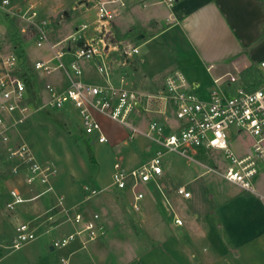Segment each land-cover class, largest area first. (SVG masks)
<instances>
[{"label": "built area", "instance_id": "1", "mask_svg": "<svg viewBox=\"0 0 264 264\" xmlns=\"http://www.w3.org/2000/svg\"><path fill=\"white\" fill-rule=\"evenodd\" d=\"M129 0H97V18L93 23H81L73 33L57 41L51 39V21L40 16L33 3L20 7L11 0H0V14L8 18H19L26 24L21 33L34 28V41L37 47H48V58H40L30 67L34 74L48 76L57 70L64 72L67 86L56 88L51 83L43 86L46 95L42 94L38 102L31 99L28 83L21 76L23 57L19 52L18 43L7 45V32L0 23V152L13 161L15 176L23 175L26 184L39 186L41 191L27 198L21 190L14 186L9 189V200L5 207L13 212L28 201L54 192L53 179L58 169L51 162H41L32 147L26 142L14 146L13 133L28 119L41 109L57 111L77 110L82 132L94 137V142L106 143L108 136L103 130L98 115L113 122L120 123L128 129L126 143L133 142L137 136L148 138L154 149L152 155L141 165L127 168L118 157L114 164L112 182L108 187L84 186L86 200L107 192L110 187L120 191H129L132 195V208L136 212L142 209L141 202L146 198V187L150 183L157 185L167 203L170 202L164 193L162 179L165 176L167 156L178 154L197 168L202 167L201 174L214 173L227 181L239 185L242 189L255 191L254 179L264 170V61L259 64L261 80L255 88L244 85L228 90L225 86L233 85L239 78L231 73L215 78L210 90L199 92L180 69L170 72L164 81V87L158 92H148L128 86V71H122L120 86L113 83L109 52L111 46L107 38L111 36L109 26L113 10L110 5L125 8ZM178 0H138L142 8L150 3L173 7ZM94 27L99 37L88 38L87 33ZM9 29V27H8ZM14 39V38H13ZM15 40V39H14ZM16 41V40H15ZM123 56L122 66L128 67L130 59L141 53L140 47L133 42L122 40L113 47ZM71 55L70 62L65 57ZM95 61L103 83H92L84 79L83 62ZM109 61V62H108ZM170 106L180 121L178 127L166 132L165 125L151 119L146 127H141L133 120L134 116H147V113ZM231 131L245 133L253 138L252 148L244 155L235 152L230 142ZM202 149L220 150L229 166L225 169L207 164L199 160ZM176 193L185 199H192L193 193L186 185L176 187ZM4 192L0 184V196ZM58 203L46 211L52 224L57 213H63L64 222L69 223L73 230L54 240V249L70 245L80 240L82 246L107 235L108 228L100 213L87 216L82 211L68 209L64 204V196L56 195ZM54 211V212H53ZM178 225L183 220L176 217ZM59 223L52 226L57 227ZM50 231V230H48ZM37 227L31 222H22L14 226L13 232L5 240H0V251L3 249H19L23 245L38 238ZM68 264L67 258L61 259Z\"/></svg>", "mask_w": 264, "mask_h": 264}, {"label": "crops", "instance_id": "2", "mask_svg": "<svg viewBox=\"0 0 264 264\" xmlns=\"http://www.w3.org/2000/svg\"><path fill=\"white\" fill-rule=\"evenodd\" d=\"M137 1L129 0L125 8L117 5L118 8L115 11L112 9L114 12L109 22L111 36L114 35L115 30L126 31L123 38L117 39L118 43L122 40L132 42L130 36L136 33L139 43L134 44L138 45L141 51L139 55L130 59L129 66L125 67L121 64L123 56L118 50L113 49L115 45H111L109 61L112 68L111 77L115 85H121L120 76L122 71L126 70L129 74L128 86L156 93L164 87L165 77L175 69L182 70L191 84L203 94L210 90L215 78L228 73L239 78L238 82L233 85L225 86L228 90H234L239 85L248 88H255L259 85V80H261L259 64L264 61V9L257 0H178L173 7L150 3L146 7L147 18H144V21H135L132 19L136 15L133 11L135 7H141ZM29 3L36 6L43 18L49 19L52 12L56 11L55 6L48 7L41 0H23L19 5L25 8ZM88 3L86 10L78 8V14L87 15L93 7L97 10V0H88ZM87 16H90V13ZM69 20L67 19L57 28H53L51 23V30H58L59 34L55 32L51 35L52 41L64 37L60 32L69 30L70 27H65ZM73 25L76 29L79 24L73 23ZM141 25L147 28V34ZM156 41L164 49L162 62L170 69L160 85L148 82L146 52L143 49L146 44L150 46ZM148 53L147 49V55ZM68 56L71 55L66 57ZM48 57L47 47L34 58V62L40 58ZM96 66L95 61L83 62L84 79L92 83H103L101 75L99 77L92 75V71L97 69ZM250 67L257 70L260 78L244 76L245 71ZM35 76L36 88L38 87L37 100L32 96V84L28 83L29 93L34 102H38L42 94L46 95L43 90L46 83H51L60 90L67 86L66 77L61 70L48 76L36 74ZM154 108V111L147 113V116L138 117L135 115L134 122L141 127H146L151 119L158 120L165 125L166 132H171L178 127L180 121L170 106L162 108V110H159L158 107ZM72 110L73 108L70 112L68 110L54 112L66 115ZM98 118L109 139L108 142L101 144L109 145V148L114 150L118 156L126 149L129 155L119 158L127 168L141 165L152 155L154 145L144 135H139L133 142L126 143L128 135L126 127L120 125L121 133L111 137L102 118L109 119L101 115H98ZM84 137L89 144L99 143L93 141L94 137L85 134ZM236 141L238 144L232 146ZM230 142L237 154L244 155L251 150L253 138L245 133L231 131ZM175 157L184 158L178 154L168 155L165 176L162 179L164 193L170 205L162 192L158 190L172 210L173 205L167 193L170 190L174 193L178 203L198 201L197 213L181 216L175 211L174 215H169L167 218L164 215L157 218L147 216V236L142 240L131 238L128 233L120 231L118 227L110 229L107 225V235L88 243L85 247L82 246L79 239L72 242L71 244H74L67 257L68 264H264V187L254 185L255 191H248L226 179L221 182L224 183L223 186L194 185L192 187V184L205 174H201L202 167L197 168L186 158H184L186 162L194 165L195 170L193 171L196 172V176L184 183H175L173 170L170 168ZM198 158L207 164L223 169L229 166L220 150L202 149ZM261 173H264V170L259 174ZM183 175L187 176L188 173L181 174V177ZM180 185H186L192 191V199H185L176 193V187ZM208 186L209 189H207ZM109 191L127 194L130 197V207L134 211L132 195L129 191H120L114 187H110ZM54 195L56 197L57 194L54 193ZM146 198L154 200L151 193H147ZM154 201L156 202V200ZM53 202V200L50 201L49 208L52 204L54 205ZM40 204V206H46L44 203ZM145 206L146 204L142 201L140 212ZM22 210L23 207L20 213ZM200 210L203 213H200ZM82 212L87 216L90 215L86 211L82 210ZM134 212L136 213V211ZM176 217L183 220L182 225L175 222ZM55 218L59 221L57 227L64 230L62 235L70 232L72 227L69 225L67 229L68 224L64 222V216L61 213H57ZM51 225L52 223L47 222L43 226V233H46L45 229L47 227L49 229ZM57 227L53 229H57ZM50 247L51 250H54L52 245ZM122 258L124 259L122 260Z\"/></svg>", "mask_w": 264, "mask_h": 264}, {"label": "rangeland", "instance_id": "3", "mask_svg": "<svg viewBox=\"0 0 264 264\" xmlns=\"http://www.w3.org/2000/svg\"><path fill=\"white\" fill-rule=\"evenodd\" d=\"M11 1L16 4L20 2V0ZM41 1L48 7H56V11L52 12V14L50 13L52 16L49 17L53 28H57L67 19H70L65 25L67 28L70 27L69 30L60 32L64 37H67L75 31L73 23H90L97 17V10L94 9V7L89 10L90 16H87L89 13L87 15L78 14L79 9L86 10L87 8V4L80 2L82 0ZM109 7L114 11L118 8L117 5H110ZM133 12L136 13V15L132 17L135 21H144V18H147L148 10L146 8L135 7ZM0 23L7 27V39H9L7 45H9V49L12 48L13 42L15 44L18 43L13 39L12 34L14 32H17L24 39L23 49L28 55V66L33 67L34 58H36L42 50L36 46L34 41L36 30L34 28H29L27 33H21V30L26 26V23L19 18H8L4 14H0ZM141 28L144 29L147 34V28L143 26ZM55 32L58 34V30L55 31V29H52L51 35L55 34ZM124 34H126V31L115 30L114 35L107 38L108 44L110 46L117 45V39L123 38L122 36ZM87 36L88 38H98L99 32L94 31V27H91ZM135 36L136 33H133L130 36L132 42L139 43L135 39ZM159 44L160 43L156 41L150 46L146 44L143 47L146 52L145 59L147 64L146 72L148 73L149 78L148 82L155 83L156 85L162 84L163 77L170 70L168 69L169 67H166L165 63L162 62V53L164 49L160 46L161 44ZM147 49L149 52L148 55ZM112 54L117 55L115 53ZM72 59V56H68L65 61L69 62ZM92 75L93 77H99L100 73L95 68L92 71ZM54 111L56 110H39L13 133L14 146L26 142L32 147L39 161L51 162L57 167L58 173L53 179L54 192L46 193L37 200L35 199L23 203V205L19 206L20 209L18 208L13 212L8 211L5 204L6 201L9 200L8 192L10 188L17 186L27 198L34 196L40 192L42 188L35 185H27L23 175L15 176L12 170L14 165L13 161L9 159L6 153L3 154L0 152V184L4 192V195L0 196V240L3 241L9 237L13 232L14 226L18 222L22 223L30 221L33 226L38 228L39 235L36 240L23 245L19 249L6 248L0 251L2 253L0 264H62L61 259L63 257H68L70 249L72 248L71 246H73L74 243L54 250H51L50 247L55 239L62 236V231H64L61 227H59L60 229L58 227L57 229H52L53 225L59 223L58 219L55 218V223L50 226L49 229L51 231H48L49 229L47 227L45 229L46 233H43V226L47 222L52 223L46 215V211L49 209L48 204L53 200L54 205L52 204L50 206V208H52L58 203L57 197H55L54 193L64 196V204L68 209H74L76 211L83 210L90 214L99 212L104 219V222H106L105 224L108 225L110 229L118 227L120 231L128 233L131 238L135 237L140 240L147 236V216L157 218L164 215V217L167 218L169 215H174L175 211L181 216L197 213L196 207L198 206V201L195 200L193 203H178L173 195L174 193L170 190L167 193L173 205L172 210L171 207L167 205L158 190L159 188H157L154 183H150L145 189L148 194L151 193L153 195L156 202L153 199H144L143 203L146 204V206L140 213L132 211L130 207V197L125 193H111L108 190L103 194L86 200L84 197V186L90 185L99 188L104 186L109 187L111 184V175L114 169V164L117 161V158L127 157V155H129L128 151L124 149L120 156H118L107 144H89L86 142L82 132L81 119L76 109L73 108L72 112L67 113L66 115ZM102 120L104 121L111 137L121 133L122 125L120 123L103 118ZM138 140H136V142H138ZM237 144L238 142L236 141L232 146H236ZM170 168L173 170V181L175 183H184L196 176V172L193 171L195 170L194 165L186 162L185 159L181 157L173 158ZM183 173H188V175H183L181 177V174ZM223 181L224 178L221 176L214 173H208L200 176V178L192 184V187L194 185H203V187L207 185L223 186L224 183H221ZM253 183L259 187H264V173L259 174L258 177L254 179ZM207 189H209V186ZM206 193L208 194L209 192ZM40 203H44L46 206H40ZM22 207L23 210L20 213ZM200 213L203 212L200 210ZM61 214L63 215V213ZM63 220H65V216ZM66 224H68L66 226L68 229L70 224ZM72 230L73 228L70 232ZM123 259L124 258H122V260Z\"/></svg>", "mask_w": 264, "mask_h": 264}, {"label": "trees", "instance_id": "4", "mask_svg": "<svg viewBox=\"0 0 264 264\" xmlns=\"http://www.w3.org/2000/svg\"><path fill=\"white\" fill-rule=\"evenodd\" d=\"M257 1L259 2V4L264 9V0H257ZM138 34H140V33H138ZM12 36L18 42L19 52L21 53V55L23 57L22 70H21L20 74L27 81V83L32 84V87H33L32 96L37 100L38 94H37V88H36V76H35L34 72L32 71V69L28 66V55L26 54L25 50L23 49L24 39L17 32H14L12 34ZM136 40L138 41V35L136 36ZM244 76L247 78H251V76H257V78H260L259 73L257 72V70L254 67L248 68L245 71ZM1 257H2V253L0 252V258Z\"/></svg>", "mask_w": 264, "mask_h": 264}, {"label": "water", "instance_id": "5", "mask_svg": "<svg viewBox=\"0 0 264 264\" xmlns=\"http://www.w3.org/2000/svg\"><path fill=\"white\" fill-rule=\"evenodd\" d=\"M81 3H86V4H89L88 3V0H82V1H80Z\"/></svg>", "mask_w": 264, "mask_h": 264}]
</instances>
